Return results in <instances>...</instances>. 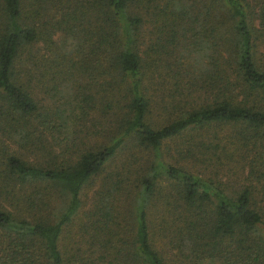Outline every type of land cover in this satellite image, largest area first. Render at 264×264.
<instances>
[{"label": "trees", "instance_id": "1", "mask_svg": "<svg viewBox=\"0 0 264 264\" xmlns=\"http://www.w3.org/2000/svg\"><path fill=\"white\" fill-rule=\"evenodd\" d=\"M0 264H264V0H0Z\"/></svg>", "mask_w": 264, "mask_h": 264}, {"label": "rangeland", "instance_id": "2", "mask_svg": "<svg viewBox=\"0 0 264 264\" xmlns=\"http://www.w3.org/2000/svg\"><path fill=\"white\" fill-rule=\"evenodd\" d=\"M55 39H59V33L55 34ZM61 100H50V102H53L50 106L59 105V102ZM72 119L70 120L69 125L71 126V129L75 131L76 126V136L77 139L75 141V147L77 148H88L91 146L94 142L103 140L105 138V123L103 119H100L97 115L93 114L91 109H87L86 113L83 114L81 111H78L77 109L72 111ZM154 118V117H153ZM154 120L157 122V124H160L161 121L154 118ZM54 138L57 142H65L71 140L72 136L69 138L68 136L71 135L69 132L65 134L66 136H63V132H55L52 131ZM179 140H172V141H166L162 145V151L164 155V159L168 161L169 163H175L177 160V149L180 148V145H176ZM30 157V156H29ZM146 157L148 158V154L143 152L142 158ZM31 158V157H30ZM212 175H215V178L220 181H226L230 186L233 188H236L240 182H239V176L245 175L246 170L240 169L238 170L236 168H231V166L228 167H220L216 166L211 171ZM104 173H107L105 170ZM237 173V174H236ZM102 181L100 178L96 177L84 190L82 195L83 200V210L88 209L90 206V202L92 200V195L94 190L100 185ZM82 210V211H83Z\"/></svg>", "mask_w": 264, "mask_h": 264}]
</instances>
